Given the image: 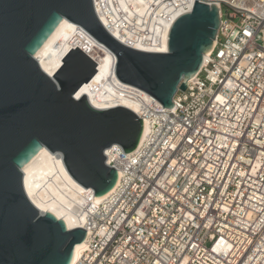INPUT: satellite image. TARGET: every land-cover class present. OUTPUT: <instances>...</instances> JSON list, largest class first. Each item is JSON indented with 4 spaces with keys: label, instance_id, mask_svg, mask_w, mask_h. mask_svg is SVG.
Wrapping results in <instances>:
<instances>
[{
    "label": "built area",
    "instance_id": "2783aa9c",
    "mask_svg": "<svg viewBox=\"0 0 264 264\" xmlns=\"http://www.w3.org/2000/svg\"><path fill=\"white\" fill-rule=\"evenodd\" d=\"M123 1L105 3L124 17ZM203 1L214 47L173 108L139 115L135 151L105 150L118 181L87 208L75 264H264V0Z\"/></svg>",
    "mask_w": 264,
    "mask_h": 264
},
{
    "label": "water",
    "instance_id": "95a60500",
    "mask_svg": "<svg viewBox=\"0 0 264 264\" xmlns=\"http://www.w3.org/2000/svg\"><path fill=\"white\" fill-rule=\"evenodd\" d=\"M64 18L84 27L116 56V75L173 108L214 47L221 24L216 3L196 0L178 15L166 51L133 48L101 22L94 0H0V264H72L84 227L69 228L29 198L23 168L44 147L60 152L68 172L95 196L110 192L118 170L105 150L139 146L144 118L125 106L94 107L78 90L97 63L78 46L51 77L35 55ZM90 231V230H89Z\"/></svg>",
    "mask_w": 264,
    "mask_h": 264
},
{
    "label": "bare ground",
    "instance_id": "6f19581e",
    "mask_svg": "<svg viewBox=\"0 0 264 264\" xmlns=\"http://www.w3.org/2000/svg\"><path fill=\"white\" fill-rule=\"evenodd\" d=\"M106 1L95 0V5L101 22L113 36L136 49L162 52L167 50L169 29L174 19L190 10L196 0H171L167 4L157 0H131V5L123 1L127 11L124 17L110 13ZM77 46L98 66L96 74L78 90L77 97L85 94L89 102L99 109L125 106L139 115L155 102L159 103L144 90L120 81L116 75L115 54L84 27L67 18L63 19L35 57L43 70L55 77L62 59ZM148 130L149 119H146L144 136ZM23 173L25 189L31 201L41 212L51 211L65 219L69 228L83 227L87 208L106 196H95L92 188L76 181L68 172L62 154L47 147L24 166ZM85 246L86 242L77 244L72 264L79 260Z\"/></svg>",
    "mask_w": 264,
    "mask_h": 264
}]
</instances>
